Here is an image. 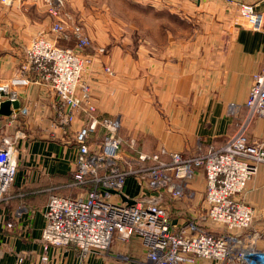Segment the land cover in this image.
Listing matches in <instances>:
<instances>
[{"label": "crops", "instance_id": "crops-1", "mask_svg": "<svg viewBox=\"0 0 264 264\" xmlns=\"http://www.w3.org/2000/svg\"><path fill=\"white\" fill-rule=\"evenodd\" d=\"M129 1L133 5L131 8L135 9L132 11L138 16H147L152 21V17L167 15L173 17L175 22L180 20L188 23L191 28V21L200 13L197 5L200 6L205 0ZM231 1L238 2V5L252 4L264 16V0ZM86 8L88 6L83 0H67L66 9L74 19L83 21L94 43L100 47L106 46V53L101 52L92 58L86 69L95 101L91 102L99 113L119 116L128 113V122L121 124L132 128L129 119L133 112L140 122L139 127L153 130L154 133H149L156 136L160 148L183 154L187 153L185 150L196 148L199 144L206 149L209 146L220 147L227 141L231 136L227 130L238 108L231 105L242 107L241 116L246 115L245 101L253 75L264 62V18L259 31L218 24L219 27L214 29L215 38L208 44H197L190 38L188 31L174 35V32L167 30V39L164 41L145 36L132 37L128 31L122 33V27L116 25L113 8L108 3L105 7ZM53 21V16L47 12L45 0H0V80H7L16 73L25 45L32 38L42 36L55 40L56 34L51 31ZM160 24L164 23L159 22L158 27ZM131 29L138 33L143 31L136 26H131ZM90 52L86 51L87 54ZM108 65L115 73L113 76L103 69V66ZM198 79L205 80L200 91L196 89ZM147 84L153 85L155 96L162 94L160 101L166 104V111L170 112V130H165V118L147 104V98L144 104L139 103V108H131L130 95H134L132 86H136L134 90L139 87L138 91L146 96ZM18 89L20 106L29 110L26 120L30 126H40V122L45 130L51 128L55 115V95L39 83L19 86ZM119 116L116 118L121 121ZM85 120L84 112L77 111L74 121L68 126L72 137ZM253 133L257 137L264 136V117L255 121ZM59 142L41 140L28 145L37 167L27 171L29 177L17 174L10 188V203L1 204L2 218L18 219L20 232L13 234L3 226L0 228V264H38L46 191H62L68 196H74L79 191H63L69 188L67 184L72 181L77 150L65 141ZM140 191L149 193L135 177L128 178L123 189V200L135 199ZM185 194L177 199L164 194L163 204L171 213L176 229L192 234L195 232L193 225L200 223L207 210L203 171L196 173ZM238 197L254 209L251 226L242 231H228L221 225L213 224L212 232L235 237V248L240 250L264 249V164L258 165L257 171ZM25 203L33 209V215L29 216L30 213L25 210L18 216V208ZM171 207H174V212ZM131 242L140 243L137 239ZM23 250L30 254L29 258L16 263L15 254ZM107 251H91L86 262L128 264L130 259H118L119 256L135 255V249L131 247ZM49 255V264H81L74 247H51ZM130 261L134 263V260ZM194 264H235V261L233 258L217 261L196 257Z\"/></svg>", "mask_w": 264, "mask_h": 264}, {"label": "built area", "instance_id": "built-area-1", "mask_svg": "<svg viewBox=\"0 0 264 264\" xmlns=\"http://www.w3.org/2000/svg\"><path fill=\"white\" fill-rule=\"evenodd\" d=\"M45 1L48 12L55 18L51 31L73 40L75 47H59L44 37L31 40L16 73L0 81V104L5 100L19 101V86L39 83L56 97V123L69 126L79 110L87 120L73 135L77 152L72 181L67 184L79 191L74 196L50 193L43 210L38 264L50 263L51 247H74L81 264H88L91 251L107 250L114 240L132 239L141 243L145 264H194L196 257L217 261L233 258L235 264H264V249H237L235 237L196 225L192 234L177 230L162 203L163 194L176 198L195 171L201 170L205 175L207 203L204 219L228 231H242L251 226L254 209L238 195L245 190L258 165L264 164V137L259 142H251L248 137L253 119L264 117V62L253 75L245 101L246 116L222 146L198 147L188 155L159 149L128 156L123 147L126 143L133 146L135 139L119 134L117 119L96 114L90 86L81 80L84 66L92 61L90 56L95 58L104 49L93 46L83 28L69 21L63 0ZM238 16L249 29H261L263 13L252 4L241 3ZM88 49L93 51L91 55L84 53ZM106 70L110 71L108 67ZM11 110L8 115L0 114V207L10 199V188L19 167L15 144L24 137L21 128L27 126L29 115L20 101L19 107ZM130 177H135L149 192L137 196L132 204L123 200V189ZM14 225L13 220H4L0 212V228L11 230ZM23 259V254L18 255L19 263Z\"/></svg>", "mask_w": 264, "mask_h": 264}, {"label": "rangeland", "instance_id": "rangeland-1", "mask_svg": "<svg viewBox=\"0 0 264 264\" xmlns=\"http://www.w3.org/2000/svg\"><path fill=\"white\" fill-rule=\"evenodd\" d=\"M200 1V0H199ZM64 2V12L70 16V20L71 22H74L78 25H80L83 30L85 31V33L89 36V34L86 32V27L85 24L83 23V21H77L76 19H74V17L72 16L71 12L66 9V4H67V0H63ZM47 3V2H46ZM83 3L85 4V6L88 8L87 9H92L93 7H105L107 6V3L109 5V7L113 8V12H114V18H115V22L116 25L119 24V27H122V33L123 31H128V34H131L132 37H140V36H145L148 37L149 39H156V40H162L164 41L166 38L165 36V32L167 30H169L170 32H174L173 34H179L181 35L183 32L188 31L189 35L191 36L190 38L195 41L197 44H208L212 38H215L216 32L214 31V29H216L217 27L221 26V25H226V26H235V27H243L246 29H249L245 23H243V21H241V19L238 16V8H239V4L238 2H234L231 0H209V1H202L201 5L199 6V4L197 5L199 9V15H196L194 17V19L191 21V28L189 26L188 23L185 22H181L179 20L175 22V19L171 16H157V17H152V21L150 19L147 18V16H138L134 13L135 10L131 7H133V5L131 4V2L129 0H83ZM226 3V4H225ZM197 4V3H196ZM93 6V7H92ZM90 7V8H89ZM95 10V9H93ZM47 12H48V5H47ZM49 13V12H48ZM50 14V13H49ZM198 14V13H196ZM54 21L55 18L53 17ZM155 19H157L158 21L154 22ZM53 21V22H54ZM159 22H163L164 24H160V26L158 27V23ZM172 22V23H171ZM126 25H123V24ZM136 26V28L138 27V30H143L141 32H133L131 29V26ZM219 24V26H218ZM53 25V23H52ZM72 26V25H71ZM71 26H69L68 29L71 28ZM172 26V29H171ZM157 27L158 30L156 31L155 28ZM189 27V28H188ZM149 29V30H148ZM152 30V31H150ZM219 29H217L216 31H218ZM251 30V29H249ZM56 34V33H55ZM134 35V36H133ZM42 37V36H40ZM90 37V36H89ZM37 38V37H36ZM34 38H32L31 40H33ZM91 39V38H90ZM30 40V41H31ZM29 41V42H30ZM51 42H53L55 45L59 46V47H75V43L73 40H66L63 39L61 36L56 34V38L55 40H50ZM93 46H97L100 47L98 45H96L94 43V41L91 39ZM60 42V44H58ZM28 45V43H27ZM25 45V47L27 46ZM104 48V51L106 53V46H102ZM25 49V48H24ZM91 50V49H88ZM87 51V50H86ZM86 51H84V53L86 55H91V53L93 52L91 50L90 54H87ZM22 58V56H21ZM92 58H94V56L92 55ZM89 66V63L86 64L84 66L83 72H82V78L81 80L83 82H87L90 86V93H91V101H93V96H92V85H91V79L87 77V67ZM106 67H108L110 69V71L106 70ZM103 69L105 71V73H107L108 75L113 76L115 73L113 71V69L108 65V66H103ZM2 81V80H0ZM205 81L204 79H198L196 80V86H198L199 91L201 90V86L202 82ZM136 86H132V91L134 95H130V105L131 108H139L140 104H144V99L147 98V104L148 105H152V107H154L156 110L159 111V114L165 118L166 120V127L165 130H170V112L166 111L167 107L166 104L163 105L164 103H162L160 101V98L162 97V94H160V96H155L153 94V85L152 84H147V93L146 96H143V94H141V92L138 91L139 87L135 89ZM162 92L164 91V89L161 90ZM95 102V101H93ZM138 104V106H136ZM94 105V104H93ZM96 107V106H95ZM231 107H238L236 110V114L233 115V122L231 124V126L228 127V132L231 133L230 135H232L239 127V125L243 122L245 116H241V110L242 107L237 106V104L231 105ZM96 114L100 117H105V118H109V119H117L120 123V135L123 136V138H129V137H133L135 139L133 146H128V143H126V145L123 147V151L128 155V156H136L138 151H144V152H153V151H158L159 149H166L169 150L165 147L160 148L158 141L156 139V136L154 134H150L149 132L151 131V133H154L153 130H149V129H143L142 127H139V120L138 118L133 115L132 113H130V123H132V128L131 126H122L121 122L123 123H127L128 119L126 117V115L128 113L122 114V115H118V114H114V115H103L101 113L98 112V109L96 108ZM202 114V112H201ZM42 116V114H40ZM56 116V114H55ZM86 116V115H85ZM120 117L121 121L119 120V118L116 117ZM122 117H124L122 119ZM259 117H255L253 119V121L250 123L249 129H248V137L249 140L251 142H259L263 137H257L254 135L253 133V129H254V124L255 121L258 120ZM41 119V118H40ZM87 120V117H86ZM86 120L84 121V124L86 123ZM55 121H57V117H53V122H52V127L51 128H46L47 130H45L42 127V124L39 123L40 126L34 125V126H26V127H22V131L24 134V137L20 138L17 140L15 146L17 149V154H18V159H19V167H18V172L17 174L19 175H23L24 177H29L28 174V170H30L31 168H35L37 167L36 165V160L34 158H32V154H31V149L29 148V144H31L33 141H41V140H52V141H57V142H63L65 141L66 143L70 144V146H74L76 147L75 143L73 142V137L69 134V130H68V126H62L58 123H56ZM148 131V132H147ZM101 137V135H100ZM100 137L98 139H100ZM94 141H96V137L93 138ZM129 140V139H128ZM59 142V143H60ZM196 148L190 149V150H185V152L187 151L188 154H192L195 153L199 148H204L202 144L196 145ZM195 149V150H194ZM194 150V151H193ZM171 151V150H169ZM179 152V151H177ZM181 153V152H180ZM183 154V155H188V154ZM201 172L200 170L195 171L194 175L188 180L186 187L184 189V191L182 192V194L178 195L177 198L182 197L183 195H186V189L188 188V186H190L192 180L194 179V176L196 175V173ZM17 176V175H16ZM16 180V178H15ZM28 183V182H27ZM139 183V182H138ZM52 191V190H51ZM51 191H46L47 192V198L46 201L51 193ZM65 193L68 192H73L74 190L71 189L70 187L63 190ZM62 192V191H61ZM144 191H140L138 194L141 196L143 195ZM164 195V194H163ZM175 198V199H177ZM174 199V198H173ZM164 200V197L163 199ZM9 203L11 201V198L8 200ZM163 203V201H162ZM46 204V202H45ZM26 205V207H25ZM25 205H22V210L20 211V208H18V216L21 215L22 212H24L25 210L27 211V213L29 216L33 215V209H30V207L25 203ZM45 206V205H44ZM44 209V207H43ZM171 211L174 212V207H171ZM206 213V212H205ZM205 213L202 215L201 217V221L200 223L197 225L195 224L198 228L200 229H204V230H209V231H213V223H211L210 221H208L207 219H204ZM169 215H171V213L169 212ZM17 217V216H16ZM7 220H13L15 222L14 228L11 230H8L9 232L13 233V234H19L20 232V228L18 225V219L17 221L14 219H7ZM177 225V224H176ZM127 247H131L133 249H135V255H126L124 256V254L120 255L118 259H130V260H134L133 264H143L144 261V250L143 247L141 245V243H135V242H120L117 240H114V242L112 243L111 247L108 248V251H111L113 248H120V249H124ZM25 251L27 250H23L22 252H17L15 254V259H16V263L18 262V255L23 254L24 255V259L23 261H25V259H28L30 254L26 253ZM100 251V250H97ZM105 251V250H104ZM107 251V252H108ZM122 253V252H120ZM129 260L128 264H132L131 261ZM22 261V262H23Z\"/></svg>", "mask_w": 264, "mask_h": 264}, {"label": "water", "instance_id": "water-1", "mask_svg": "<svg viewBox=\"0 0 264 264\" xmlns=\"http://www.w3.org/2000/svg\"><path fill=\"white\" fill-rule=\"evenodd\" d=\"M11 107H13L14 109H17L19 107V101L15 100V101H9V100H5L0 104V114H4V115H8L11 113ZM126 201H128L129 204H132L134 201L130 200V199H125Z\"/></svg>", "mask_w": 264, "mask_h": 264}]
</instances>
